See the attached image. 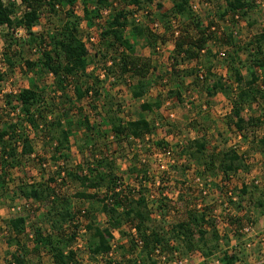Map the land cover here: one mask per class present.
<instances>
[{
  "label": "trees",
  "instance_id": "obj_1",
  "mask_svg": "<svg viewBox=\"0 0 264 264\" xmlns=\"http://www.w3.org/2000/svg\"><path fill=\"white\" fill-rule=\"evenodd\" d=\"M127 1L137 7L136 12L142 7L141 0H93V10H90L86 5L84 18L92 26L95 20L102 18V12L113 3ZM258 1L264 3V0H227L226 11L221 15V18L225 19L231 15L232 22L238 24L256 9ZM22 2L27 5L28 11L17 24H14L12 20L13 6L7 7L0 0V27L20 26L31 36L32 41L35 44L38 43L42 48L44 44H47V41L45 38L38 37V34L34 33V29L40 24V12L45 1L22 0ZM148 2L152 5L154 0H148ZM76 3L77 0L49 1L48 5L53 12H56L57 5L69 7L66 20L55 34L48 36L49 43L39 60L26 63L30 69L40 68L46 71L62 86L67 82H74V93L78 101H83L86 98L100 100L103 99L100 92V81L88 73L90 62L86 44L81 37V20L73 10ZM162 9L163 6L158 5V10L162 11ZM114 12L102 36L112 42L114 47L119 48V58L114 59L116 63L114 67L120 71L121 79L129 81L130 86L133 87V96L139 99L144 96V89L153 71V64L150 58L138 53L136 46L126 38V32L130 28L131 34L137 41H144L153 50L159 43L166 44L168 38L156 34L149 26L136 23L134 19L136 12L131 13L123 9ZM170 14L182 19L175 31L171 32V28H168L175 45L174 54H172L173 63L176 67L189 61L198 64L202 55L206 53L209 42L213 40L212 34H209L207 30L209 28L203 26L202 21L193 10L190 0H174ZM158 16L159 20L169 18L167 13L158 14ZM155 22L157 21L155 20ZM39 38L41 43L38 42ZM224 43L231 48H238L240 51L238 53L246 54L250 63V67H248L249 79L245 78L242 73L247 60L243 61L241 54L231 55V65L229 66L234 83L237 85L231 102L232 124L236 128V133L240 134L242 142L247 143L250 147L243 155L238 154L233 148L209 151L206 139H196L191 142L189 148L183 149V152L185 155L189 154L190 159H193L197 163L196 166L201 168L199 174L201 177L216 178L220 174L225 182L230 183L241 172L248 169V160L252 156V152H259L264 157V135L260 138L256 136L257 132L264 129V118L244 115L248 109L252 111L255 106L264 102V87L260 84L262 77L259 75L264 72V28L244 47L237 45L233 34L227 35ZM209 55L212 54L209 53ZM8 61L10 62V58ZM201 69L200 67L199 71ZM199 71L191 70L186 72V76H195L197 79ZM208 71L203 80V85L207 81L212 83L210 87L204 86L208 100L215 99L220 93L228 97L231 96L229 91L232 92V90L227 88L225 81L216 74H212V68H209ZM84 79H96V82L93 81L92 84L90 81L82 82L81 80ZM135 81H138L137 85L134 84ZM84 85H87V88H84ZM177 95L180 97L179 99H182L180 93L177 92ZM44 99L42 90L40 91L34 84L31 88L17 94L14 109L19 111L20 120L27 123L29 129H40L42 128L41 123H43L45 128L44 130L42 128L43 132L50 136L55 143L52 159L59 162L62 160L65 165L59 166L60 170L56 172L55 177L47 181L46 184H22L18 187L21 198L26 199L29 209L22 215L13 217L6 222L11 233L8 244L15 248L7 264H36L32 257L35 254H40L43 250L52 258L53 264H78V252L72 247L82 228L92 234L88 244V251L92 259L99 260L100 257H107L111 253L115 231L122 232V235L129 237L130 245L128 244L127 247L118 245L117 247L120 250L128 249L129 254L128 256L124 254L121 261H116V264H158L153 257L158 246L162 247L163 252L169 254L178 250L185 255L198 252L205 258H209L214 253L215 245L209 246L207 237L210 235L212 240L218 244L220 236L214 221L207 220L206 213L194 210L186 212V220L171 226V231L167 234L161 232V227L160 229L155 227L156 222L165 224V219L175 211L177 203L166 196L164 192L157 197L152 194L151 190L149 192L145 188L146 181H150L149 172L146 165H141L144 167L138 165L137 156L133 160L135 164L129 167V174L135 177L137 188L128 185L124 177L117 173L118 158L116 154L125 152L126 149H133L134 144L138 142L145 144L149 136L155 135L157 130L155 123L146 117L125 123L120 118L111 115H108L107 118L102 117L98 123L94 124L91 123L89 117H85L79 122L69 118L64 121L61 117L55 121H47L43 112L46 103ZM161 107L162 103L160 102L145 103L141 106V110L143 113H153L154 109H161ZM107 110L105 107V112L108 114L109 110ZM20 125L19 122L12 123L4 126L0 131V166L4 175L10 169L14 170L23 165L26 157L31 158L35 154L30 137L22 133ZM76 128L85 129L88 141L85 142L84 150L91 148L90 151L93 153L91 154L93 159L85 164V169L81 166L76 169L68 168L71 159V136ZM107 135H111L115 142L105 144V149L99 151L95 137L100 138ZM151 147L164 151L169 145L164 141H158ZM190 159L189 161H191ZM185 170H188V167L185 166ZM5 181V176H3L2 180L0 179V188L3 189ZM68 181L78 184L82 191L73 197L62 195L61 192L67 186ZM151 185L155 184H150V187ZM1 192L2 190L0 198L3 196ZM258 192L261 193V198L258 200L251 198ZM234 194L241 200V203L238 204L239 211L237 210L241 217H230L229 224L233 232H237L243 221L250 219L251 212L247 211L242 203L250 202L264 216V190L255 184L250 186L243 184L238 193L234 192ZM183 197V195L180 196L182 199ZM73 199L99 205L102 215L106 218L104 226L93 220V208H73ZM38 207L40 208L38 209ZM31 211L34 213H28ZM34 214L37 220L30 226L32 235H27L30 221L28 215L34 216ZM153 215L159 216L161 220H153ZM41 223L43 226L40 227ZM124 227H128L129 231L133 229L137 231L142 247L139 246L131 233L123 232ZM206 227L211 230H207ZM235 235L238 237L237 233ZM29 237L31 240L25 241ZM225 238L227 237L225 236ZM173 241L176 243V247L171 246ZM227 248L230 247L227 246ZM227 251L221 258L222 264H237V262L245 260L246 256H242V253L236 248ZM107 264H113V261L110 260Z\"/></svg>",
  "mask_w": 264,
  "mask_h": 264
},
{
  "label": "rangeland",
  "instance_id": "obj_2",
  "mask_svg": "<svg viewBox=\"0 0 264 264\" xmlns=\"http://www.w3.org/2000/svg\"><path fill=\"white\" fill-rule=\"evenodd\" d=\"M44 1L45 3L40 12V24L34 29V33L38 34L40 38H45L48 44V36L50 34H55L62 26L63 22L66 20L69 7H67V5H57L55 9L56 12H53L48 5L50 0ZM92 1L93 0H77L73 10L75 15L81 20V37L86 44L90 62L88 73L89 75L92 74L94 78H98L100 81V92L103 95V99L100 100L86 98L83 101H78L74 93V82H67L62 86L46 71L40 68L30 69L26 62H37L43 50L46 49L47 44H44L41 48L38 43L35 44V42L32 41L31 36L20 26L0 27V131L4 126L9 124L16 122L21 123L20 129L22 133L30 137L35 150V154L31 158L26 157L24 159L23 165L14 170L10 169L7 171L6 175H4L5 173H3L0 166V179L2 180V177L5 176L6 180L3 189L0 188L3 195L2 198H0V264H7L15 250V248L10 247L8 244L11 233L7 228L6 222L13 217L22 215L24 211L27 212L29 209L26 199L21 198L18 187L22 184H46L47 181L55 177L60 167L65 165V162L62 160L59 162L58 160L54 161L52 159L55 143L50 136L45 135L43 132L45 129L43 123H41L43 130L42 128L29 129V125L20 120L19 111L14 109L16 106L15 98L17 94L22 90L31 88L34 84L40 91L42 90L45 98L44 100H46L43 112L47 121H55L61 117L64 121L66 118H69L79 122L85 117H89L91 123L94 124L98 123L102 117L107 118L108 115H111L120 118L125 123L131 120H137L141 117H146L149 121L155 123L157 129L155 135L149 136L145 144L143 142H138L134 144L133 149H126L125 152L122 151L116 154L118 158L117 173L119 176L124 177L128 185L137 188L138 185L136 184L135 177L129 174V167L135 164L133 160L137 156L138 165L144 167L141 166L144 164L148 168L150 181H146L145 188H147L149 192L151 190L152 194L157 197L164 192L166 196L177 203L175 211L171 212L169 217L165 219V224L155 223V227H159V229L161 227V232L164 234L171 231V226L186 220V212L192 211L193 209H190V206L192 208L193 203L196 204L195 202L198 200L191 195L193 190L186 187V183L184 182L187 180L193 181L194 175L200 176L201 168L196 166L197 163L193 159H190L189 154L185 155L183 149L189 148L191 142L196 139H206L209 151L215 149L222 151L231 148V146L239 147L241 145L244 150H248L250 147L247 143L241 142L239 135H237L238 133H236V128L232 124L231 117V102L234 98L237 85L234 83L229 67L231 65L230 57L240 51H238V48L229 47V45L224 43V39H226L227 35L233 34L237 45L239 47H244L252 41L255 36L260 34L264 28V3H258L256 9L251 12L247 18L235 24L232 22L231 15L227 16L225 19L221 18V15L226 11L227 0H190L194 12L202 21L203 26L209 28L207 30L209 34H212L213 40L209 42L207 51L202 55L203 57H201L198 64L197 62L189 61L176 67L172 60L175 45L168 28H171V32L175 31L182 19L170 14L173 9L174 0H154L152 5H150L148 0H141L142 7L138 9L139 11L137 12V7L128 1L122 3L116 2L107 10H104L102 12V18L95 20L91 26L84 18V9L87 5L90 10H93ZM8 2H10V0H8ZM158 5L163 6L162 11L158 10ZM12 6L14 9L13 22L17 24L26 13V9L22 6ZM122 9L131 13L136 12L134 17L136 23L149 26L151 29L153 28V22L156 20L160 24L159 30L155 32L152 29L153 32L168 38L166 44L159 43L157 48L153 50L147 46L144 41H137L131 34L130 28L126 32V38L131 44L136 46L138 53L141 56L150 58L153 64V71L144 89V96L139 99L133 96V87L130 86L129 81L121 79L119 77L120 71L114 67L116 64L114 59L119 58V48L116 46L114 47L112 42L104 39L102 36L108 26L109 19L115 13L114 11ZM165 13L169 14V18L167 20H159L158 14L162 15ZM40 38L38 40L39 43H41ZM209 53L212 55H209ZM221 54H224V56H221ZM238 54H241V59L243 61L247 60L246 63H244L245 69L242 70V73L245 78L249 79L248 67H250V63L248 62V57L244 53ZM9 58L10 62L8 61ZM200 67L205 73L209 72V68H212V74H216L219 78L223 79L227 88L232 90V92L229 91L231 96L228 97L220 93L215 99L209 101L206 97V92H204V86L210 87L212 84L211 81H207V83L203 85V80H200L199 76L197 79L195 76H186V72H190L191 70L199 71ZM259 75L262 77L260 84L264 87V72L259 73ZM95 80L84 79L81 81L86 83L90 81V84H92ZM134 84L137 85L138 81H135ZM84 88H87V85H84ZM177 92L182 95V99H179L180 97L177 95ZM157 102L162 103L161 109H154L153 113L142 112L141 106L143 104H156ZM105 107L106 110H109L108 114L105 112ZM171 114L174 115V118L170 117ZM244 115L246 117L253 115L255 117L262 116L264 118V102L255 106L252 111L248 109L244 112ZM107 129L109 130L110 128L108 127ZM103 130L108 133L107 130ZM53 132L55 133V131ZM263 135L264 129H261L256 134L258 138ZM95 140L97 141L99 151L105 149V144L115 142L111 135L100 138L95 137ZM87 141L88 138L85 129H74L73 135L71 136V159L68 163V168L76 169L81 166V168L83 167L85 169V164L93 159L91 156L93 153L90 151L92 149L84 150V145ZM158 141L167 143L174 157L181 160L185 158L186 163L183 162L181 166H173L167 158L158 156V154L163 153V151H156L157 149L151 147ZM251 155L252 161L251 164L248 165V169L241 172L240 175L235 178L236 180L231 183L230 187L221 189L217 183H213L210 196L208 199H205L207 214L217 210L219 214L224 216L222 214V208L219 205L212 204L215 198L214 195L220 194V197L222 195L225 197L226 193L231 191L230 189L237 194L240 181L250 182L254 178H257L260 182L264 183V157L259 152H252ZM189 159L191 161H189ZM161 164L166 166L165 170L161 169ZM185 166L188 167V169L189 167L194 169L193 175L185 170ZM220 176L219 174L218 177L212 179L217 181L216 179L222 178ZM150 184L155 185H151L150 187ZM167 187L169 188L165 189ZM80 191H82V189L78 184L68 181L67 186L61 194H64L66 197H73ZM179 192H183V196L186 197H183V199L180 198ZM260 194L261 193L258 192L251 198L258 200L262 197ZM72 202L73 208H93V220L104 226L106 218L102 215L99 205L92 204L91 202H80L77 199H73ZM238 202L241 203V200ZM249 203L250 202L245 204L242 203V206L247 211L254 213L256 216L255 225L257 230L264 232V216L261 215L260 211L255 207L251 208ZM238 204L239 203H235L233 205L236 211H239ZM39 208L40 207H38V209ZM28 213L33 214L34 212L31 211ZM35 214L34 216L28 215L30 221L27 235H32L30 226L37 220ZM152 219L161 220V218H157L156 215H153ZM39 226H43L42 223L39 224ZM219 226L224 230L227 238L224 239L223 244L218 243V245L214 242L215 240H212L210 235L207 237L209 246L212 247L215 245V250L208 261L202 264H214L217 259L223 257L228 250L227 246L231 247L240 240V237H233L234 234L230 228L222 223L219 224ZM123 232L128 234V227H124ZM113 234H115L114 237L117 246L123 245L127 247L128 244L130 245L129 237L122 235V232L120 233L118 231ZM230 237L233 238L230 239ZM91 238L92 234L86 232L84 240L87 245L85 249L80 252L82 259L81 264H107V261L91 258L88 251V244ZM28 240H31V238L25 239V241ZM172 243L175 242L173 241ZM44 251L45 250L40 254H35V256L32 257L33 262L36 264H53L52 258ZM116 252L117 259H122L124 254L126 256L129 254L128 249H117ZM240 252L242 256H246L245 260L243 259L241 262L242 264H256L259 261L260 255L257 250H254L252 253L253 256H250L249 252L243 248H241ZM199 262L200 260L195 257L193 264H200Z\"/></svg>",
  "mask_w": 264,
  "mask_h": 264
},
{
  "label": "built area",
  "instance_id": "obj_3",
  "mask_svg": "<svg viewBox=\"0 0 264 264\" xmlns=\"http://www.w3.org/2000/svg\"><path fill=\"white\" fill-rule=\"evenodd\" d=\"M4 5L7 7H10L12 5H16V6H22L26 9V12L28 11V7L25 3L22 2V0H10V2H8V0H2ZM259 4H262L261 1H258ZM25 15V14H24ZM23 18V16L21 17V19ZM12 20H13V16H12ZM159 26L160 24L158 22H155L153 24V30L155 32H157L159 30ZM8 27V26H6ZM221 56H224V54H221ZM200 80H204V77L206 76V73L204 70L201 69V71L198 74ZM170 117L174 118V115L171 114ZM237 135H239L241 142H242V138L240 136V134L238 133ZM231 148L235 149L236 152L240 155H243L244 152L246 150H244L243 147L241 146H231ZM156 151H162L157 149ZM158 156H164L165 158H167L169 160V162L173 165V166H181L183 165V162L186 163L185 158L183 160L174 157V154L170 148V146L165 149L163 151V153L158 154ZM251 156L248 160V164H251ZM188 166V165H187ZM162 170L166 169V166H164V164L160 165ZM187 172L191 175H193L194 169L190 168L187 170ZM217 181H214V179L212 178H203L201 176H197L194 175L193 181L187 180L185 185L186 187L191 188L193 191L191 192V195L196 197L198 200L195 202L196 204L193 203L192 208L190 206V209H193L196 212L199 213H206V203H205V199H208L210 196V192H211V188L213 183H217V185L222 189V188H227L231 186V183L236 180L233 179L230 183L225 182L222 178L216 179ZM246 184L248 186L250 185H257L260 188H262V190H264V183L260 182V180H258L257 178H254L252 181L250 182H241L239 184V188L241 189L242 185ZM228 190V189H227ZM231 191L227 192L225 197L222 195L220 197V194H216L214 195V200H213V205H219L222 208V214L224 216H222L221 214L218 213L217 210L213 211L212 213L207 214V220H212L214 221L215 225H216V229L218 231V234L220 236V244H223V241L225 239V232L224 230H222L219 226V224H224L226 227L230 228V230L233 229L231 227V225L229 224V218H238L241 217V215L235 210V208L233 207V205L235 203H239V198L234 194V192L232 191V189H230ZM179 195H183V192H179ZM188 195V194H187ZM186 197V196H184ZM20 210V209H19ZM157 218H160L159 216L156 215ZM249 220H244L242 223V226L240 227V229H238V231H234L233 234L235 237L236 233L238 234L237 236L240 237L239 242L234 243L233 246H231L230 248L227 249H233L236 248L237 250H241V248H243L244 250H246L247 252H249L250 256H253L252 253L254 252V250H257L259 252V261L256 264H264V232H260L257 230L256 225H255V219L256 216L251 213L249 216ZM84 220V219H83ZM218 224V225H217ZM207 230H211L209 227H206ZM118 231H115V233H117ZM129 233H131L134 238L136 239L137 243L139 244L140 247H142V242L139 240L138 235H137V231L135 229L129 231ZM86 234V230L85 228H82L81 231L78 234V237L76 239L75 244L73 245L72 249L75 250L76 252H78V256H77V262L78 264H81L82 259L80 256V252L82 250L85 249V246L87 245L85 240H84V235ZM115 234H113L114 236ZM233 237H230V239H232ZM112 246V251L111 253L107 256V257H100V261H113V264H116V261H121L120 259H117V243H115V237H114V241L111 244ZM172 247H176L175 243L171 244ZM154 260H156L158 262V264H193L195 257L197 259L200 260V264L202 263H206L208 261L209 258H205L204 256H202L200 253L196 252V253H191L189 255H185L183 254L181 251H174L173 254H169V253H165L162 250V247L158 246L156 248V250L154 251ZM249 257V256H248ZM214 264H222L221 262V258L217 259L215 261ZM237 264H242L241 262H237Z\"/></svg>",
  "mask_w": 264,
  "mask_h": 264
},
{
  "label": "crops",
  "instance_id": "obj_4",
  "mask_svg": "<svg viewBox=\"0 0 264 264\" xmlns=\"http://www.w3.org/2000/svg\"><path fill=\"white\" fill-rule=\"evenodd\" d=\"M245 203H248V202L246 201ZM245 203H244V204H245ZM249 206H250L251 208L254 207L253 205H251V203H249ZM251 213H252V212H251ZM251 213H250V214H251ZM253 214H254V213H253Z\"/></svg>",
  "mask_w": 264,
  "mask_h": 264
}]
</instances>
